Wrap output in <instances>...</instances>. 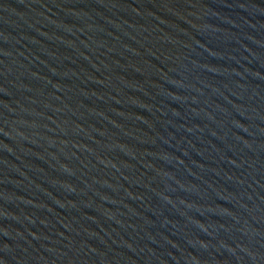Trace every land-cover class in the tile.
<instances>
[{
  "label": "water",
  "instance_id": "1",
  "mask_svg": "<svg viewBox=\"0 0 264 264\" xmlns=\"http://www.w3.org/2000/svg\"><path fill=\"white\" fill-rule=\"evenodd\" d=\"M0 264H264V0H0Z\"/></svg>",
  "mask_w": 264,
  "mask_h": 264
}]
</instances>
